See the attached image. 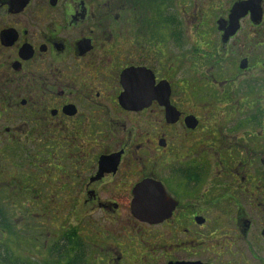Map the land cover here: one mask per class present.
<instances>
[{"label": "flooded vegetation", "instance_id": "obj_1", "mask_svg": "<svg viewBox=\"0 0 264 264\" xmlns=\"http://www.w3.org/2000/svg\"><path fill=\"white\" fill-rule=\"evenodd\" d=\"M9 251L264 264V0H0Z\"/></svg>", "mask_w": 264, "mask_h": 264}, {"label": "rangeland", "instance_id": "obj_2", "mask_svg": "<svg viewBox=\"0 0 264 264\" xmlns=\"http://www.w3.org/2000/svg\"><path fill=\"white\" fill-rule=\"evenodd\" d=\"M177 5H178V7H179V9H180V11L182 12V10H181V5H179V1H178V3H177ZM186 10H188V9H186ZM182 15H183V13H181ZM187 28V25H185L184 26V29H186ZM183 45H185V47H184V49H188L189 50V48H186V47H188L189 46V43L188 42H183ZM181 46H182V44H181ZM188 50H186V51H188ZM180 51H182V49L180 48ZM21 254H23V252H20ZM35 255H36V253H35ZM48 256L49 255H47V257H46V259H48ZM44 257V256H43Z\"/></svg>", "mask_w": 264, "mask_h": 264}, {"label": "trees", "instance_id": "obj_3", "mask_svg": "<svg viewBox=\"0 0 264 264\" xmlns=\"http://www.w3.org/2000/svg\"><path fill=\"white\" fill-rule=\"evenodd\" d=\"M10 252L11 251L6 252L7 253V256L4 257L5 259H3V262H0L1 264H8L9 260L12 259V256L10 254H8Z\"/></svg>", "mask_w": 264, "mask_h": 264}]
</instances>
